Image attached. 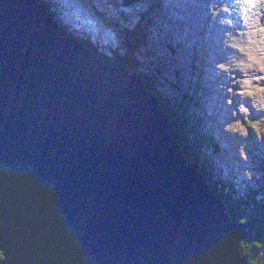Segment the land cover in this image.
<instances>
[{
	"label": "water",
	"instance_id": "1",
	"mask_svg": "<svg viewBox=\"0 0 264 264\" xmlns=\"http://www.w3.org/2000/svg\"><path fill=\"white\" fill-rule=\"evenodd\" d=\"M51 15L0 0V264H249L256 220H232L143 78Z\"/></svg>",
	"mask_w": 264,
	"mask_h": 264
},
{
	"label": "rangeland",
	"instance_id": "2",
	"mask_svg": "<svg viewBox=\"0 0 264 264\" xmlns=\"http://www.w3.org/2000/svg\"><path fill=\"white\" fill-rule=\"evenodd\" d=\"M38 1L55 12L51 11L67 33L74 34L77 40H88L95 53L106 58H126L129 50L123 43L130 36L127 17L131 12L123 5L118 7L111 0ZM241 3L242 0H143L150 19L149 35L136 54H140L142 71L152 75L157 71L155 84L168 103L176 105L174 101L184 94L182 107L198 117L197 128L217 144L214 151L202 147V156L212 165L215 180L228 181L224 192L231 197L236 193L250 195L260 207L264 204V133H258L249 121L264 118V93L257 91L264 87V78L258 79L264 73L248 57L262 54L261 33L255 29L264 27V5L255 6V19L250 21L246 15L253 6ZM250 32L254 34L249 36ZM148 51L153 55L146 56ZM222 64L228 66L227 70L220 68ZM244 80L250 81L252 95L242 94ZM237 121L246 133L229 127ZM259 127L264 128V124ZM195 143H190L189 152L193 162ZM243 204V209H252L248 203ZM251 219L263 226L264 233V220ZM260 252H264V245L255 254Z\"/></svg>",
	"mask_w": 264,
	"mask_h": 264
},
{
	"label": "trees",
	"instance_id": "3",
	"mask_svg": "<svg viewBox=\"0 0 264 264\" xmlns=\"http://www.w3.org/2000/svg\"><path fill=\"white\" fill-rule=\"evenodd\" d=\"M117 4V6L123 5L127 12L130 13V16L127 17V21L129 22V26H127L128 31L130 32V36L123 46L126 45V50H129L126 58H106L103 57L100 53L96 52L97 55H100L103 59L110 61L113 64L129 66L131 67L137 74L143 78L146 87L150 90L154 96H156V100L159 103V106L163 109L166 113V117L168 119V127L169 130L172 131L176 136L180 143V147L190 165L195 167L199 173L206 178L208 181L210 188L213 192L221 198L227 205V212L231 216L232 220L239 221L241 217L246 216L247 220L251 218H256L259 220H264V204L258 207L255 202L253 203V199L248 195L241 196L240 194H235L236 196H230L224 192V185H227L228 181L225 183L221 180H215V175L212 172V165H208L210 162L207 157L202 156L203 151L205 148L208 150L210 148L211 151L216 150L217 146L216 143L210 142L209 139L197 128V124L199 122L198 117L193 113L190 112L186 107H182L185 101L184 94L179 97V99L175 100L176 103H168L169 100L167 97L163 96L162 91H160V87L155 84V74L148 73L146 71H142L141 61H140V54L138 51L145 45L144 43L147 40L149 35L148 24L150 19L148 18V13L146 8L143 7L142 2L143 0H111ZM110 1V2H111ZM46 2V1H42ZM141 4V5H139ZM47 6V4H46ZM93 6L96 8V4L93 2ZM49 7V6H47ZM154 5H151V8ZM149 10V9H148ZM52 11V10H51ZM53 12V11H52ZM54 14V12H53ZM129 15V14H128ZM133 18V20H132ZM130 19V20H129ZM75 36L74 34H72ZM77 38V37H76ZM81 38V37H80ZM87 48L91 51H94V47H91V43L88 40L80 39ZM93 49V50H92ZM172 52V51H171ZM153 55L152 52H147L146 56ZM158 57V56H157ZM159 70V69H158ZM158 75V74H157ZM179 104V105H177ZM181 113V114H180ZM193 147L196 149L194 150L193 154L196 156L193 158L195 162L189 160V152L190 143L195 142ZM209 142V143H208ZM205 147V148H202ZM196 159V160H195ZM229 190V188H227ZM243 203H248L252 206V209H243L241 206L244 205ZM256 228L254 230V235L246 241L241 242L240 251L243 256L248 259V255L253 254L256 255V251H259L263 248L264 245V233L262 232V225H255ZM260 245V247H257ZM1 257V254H0ZM250 264V262H249Z\"/></svg>",
	"mask_w": 264,
	"mask_h": 264
},
{
	"label": "clouds",
	"instance_id": "4",
	"mask_svg": "<svg viewBox=\"0 0 264 264\" xmlns=\"http://www.w3.org/2000/svg\"><path fill=\"white\" fill-rule=\"evenodd\" d=\"M258 4L264 5V0H242V3H241L242 6L244 7L253 6V10L248 15H246L247 20L252 21L255 19V15H256L255 6ZM255 32L261 33V44H262L261 53L262 54L260 56L249 54L248 60L251 62V64L257 65L261 73H264V27L256 28ZM253 34L254 33L250 32L249 36ZM220 68L223 70H227L228 66L222 64L220 65ZM261 78H264V76L258 77V79H261ZM243 84L245 85V91H243L242 94L252 95L253 89L250 87V81L244 80ZM257 91L264 93V87L258 88ZM242 110L247 111V109H242ZM249 123L252 125V127L257 129L258 133H264V128L259 127L260 124H264V118H261L259 121H256L255 123L251 121H249ZM229 127L234 128L237 131H240L242 133H246V129L239 121L235 122ZM243 154L244 153L242 151V155ZM246 221H247L246 216L241 217L239 220L240 223H246ZM257 247H260V245H257ZM247 257L249 259L250 264H264V252H260L258 255L250 254Z\"/></svg>",
	"mask_w": 264,
	"mask_h": 264
},
{
	"label": "bare ground",
	"instance_id": "5",
	"mask_svg": "<svg viewBox=\"0 0 264 264\" xmlns=\"http://www.w3.org/2000/svg\"><path fill=\"white\" fill-rule=\"evenodd\" d=\"M201 0H198V2H200ZM191 3H193V1H191ZM186 6V5H185ZM55 13V12H54ZM260 16V15H259ZM258 16V17H259ZM238 18H240V19H242L243 20V18L242 17H238ZM50 19H52V21H53V23L54 24H58V25H60V28H62V26H61V24H60V22L58 21V19L52 14L51 15V18ZM244 21V20H243ZM261 21V20H260ZM259 24V23H258ZM63 25V24H62ZM90 27V26H89ZM255 28V27H254ZM89 30V29H88ZM75 37V36H74ZM80 42H82L81 40H79ZM83 43V42H82ZM84 44V43H83ZM85 45V44H84ZM242 66H240L239 68H241ZM239 68H237L238 70H240ZM142 77V76H141ZM181 114V113H180Z\"/></svg>",
	"mask_w": 264,
	"mask_h": 264
}]
</instances>
